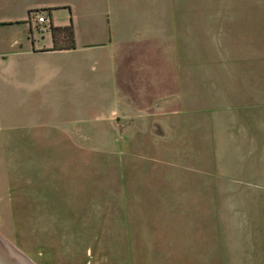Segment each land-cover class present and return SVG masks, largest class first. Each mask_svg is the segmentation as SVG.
<instances>
[{
  "label": "rangeland",
  "instance_id": "rangeland-1",
  "mask_svg": "<svg viewBox=\"0 0 264 264\" xmlns=\"http://www.w3.org/2000/svg\"><path fill=\"white\" fill-rule=\"evenodd\" d=\"M162 2L154 0V24L166 23L159 21L167 12ZM186 2L191 12L202 2L205 15L207 0ZM229 6H219L222 20L205 22L208 74L217 62L264 79V2ZM174 57L173 94L161 77L153 100L120 101L98 112L111 98L99 70L95 83L58 70L27 86L18 66L6 82L0 76V247L17 264H239L232 260L230 197L220 199L221 212L207 205V236L202 231L201 150L197 137L185 135L199 127L198 111L206 112L209 101H191L188 116L179 83L183 54ZM167 66V54L154 53V75ZM88 84L95 98L87 96ZM70 104L78 117H62ZM47 116L64 132L35 163L22 155L23 135L41 141L35 138L43 131L33 126ZM202 119L205 125L206 114ZM12 142L14 148H4ZM216 218L227 227L217 243L208 234Z\"/></svg>",
  "mask_w": 264,
  "mask_h": 264
},
{
  "label": "crops",
  "instance_id": "crops-1",
  "mask_svg": "<svg viewBox=\"0 0 264 264\" xmlns=\"http://www.w3.org/2000/svg\"><path fill=\"white\" fill-rule=\"evenodd\" d=\"M162 1L167 5L166 18L158 20L166 23L154 24V0H0V32L9 29L4 35L7 38L0 37V76L6 82L5 77L13 75L18 66L23 70V82L27 86L47 80L48 71L58 70H65L73 77L81 73L87 83H95L94 72L99 70L109 85L111 98H107L106 106L95 110L98 112L120 106V101L153 100L154 82L161 77L167 84L166 94H173L174 53L181 52L179 83L188 116L191 101H199L200 106L203 100L209 101L206 112L203 108L198 111L199 127L185 135L189 140L197 137L201 150L204 175L200 176L199 189L205 198L202 231L207 236V205L221 212L220 199L230 197L233 262L264 264V79L252 77L251 70L223 68L217 62L210 75L206 56L205 22L222 20L220 5H230L229 9L239 3L254 4V0H207L211 3L203 4L205 15L199 13L203 10L202 2L195 3L193 13L186 0ZM34 10L48 14L50 29L41 32L31 26L29 14ZM242 10L247 12L249 8ZM71 22L76 47L54 49L51 27H66ZM155 28L161 30L154 31ZM214 47V51L222 52L224 46ZM227 47L236 50L232 45ZM154 53L167 54L170 61V66L163 67L161 76L154 75ZM86 94L95 95L89 84ZM75 108L74 104L68 105L62 117H78ZM204 112L208 117L205 125L201 123ZM55 120L47 116L46 121L33 126L43 131L35 138L41 141L26 142L30 136L23 135V157L33 158L35 162L44 156L48 145L59 141L53 138L64 131L52 127ZM15 145L8 143L4 148ZM53 146L57 145H50ZM80 202L79 199L77 203ZM224 230L227 227L216 218L209 224V237L214 236L217 243Z\"/></svg>",
  "mask_w": 264,
  "mask_h": 264
},
{
  "label": "trees",
  "instance_id": "trees-1",
  "mask_svg": "<svg viewBox=\"0 0 264 264\" xmlns=\"http://www.w3.org/2000/svg\"><path fill=\"white\" fill-rule=\"evenodd\" d=\"M54 49H73L76 47L73 22L66 27H51Z\"/></svg>",
  "mask_w": 264,
  "mask_h": 264
},
{
  "label": "built area",
  "instance_id": "built-area-1",
  "mask_svg": "<svg viewBox=\"0 0 264 264\" xmlns=\"http://www.w3.org/2000/svg\"><path fill=\"white\" fill-rule=\"evenodd\" d=\"M29 22L34 29L41 32L50 29V17L48 14L34 10L29 14Z\"/></svg>",
  "mask_w": 264,
  "mask_h": 264
},
{
  "label": "water",
  "instance_id": "water-1",
  "mask_svg": "<svg viewBox=\"0 0 264 264\" xmlns=\"http://www.w3.org/2000/svg\"><path fill=\"white\" fill-rule=\"evenodd\" d=\"M0 264H17V263L0 247Z\"/></svg>",
  "mask_w": 264,
  "mask_h": 264
}]
</instances>
